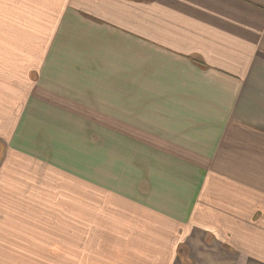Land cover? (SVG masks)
Returning a JSON list of instances; mask_svg holds the SVG:
<instances>
[{"label": "crops", "instance_id": "0c3cea01", "mask_svg": "<svg viewBox=\"0 0 264 264\" xmlns=\"http://www.w3.org/2000/svg\"><path fill=\"white\" fill-rule=\"evenodd\" d=\"M0 264H264V0L0 3Z\"/></svg>", "mask_w": 264, "mask_h": 264}, {"label": "rangeland", "instance_id": "374dc122", "mask_svg": "<svg viewBox=\"0 0 264 264\" xmlns=\"http://www.w3.org/2000/svg\"><path fill=\"white\" fill-rule=\"evenodd\" d=\"M6 2H8V0H0V3H3L4 5L6 4ZM2 8H3L4 12H5V6L2 7ZM2 17H5V14H3ZM95 167H96V168H97V167H101V164L99 165V163H96V166H95ZM99 169H100V168H99ZM95 179H96V177H95Z\"/></svg>", "mask_w": 264, "mask_h": 264}]
</instances>
